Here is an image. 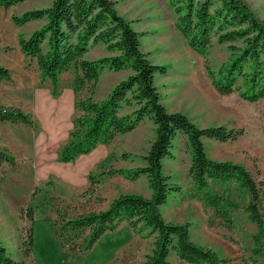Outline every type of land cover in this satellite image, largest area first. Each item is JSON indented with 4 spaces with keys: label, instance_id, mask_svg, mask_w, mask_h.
Segmentation results:
<instances>
[{
    "label": "trees",
    "instance_id": "trees-1",
    "mask_svg": "<svg viewBox=\"0 0 264 264\" xmlns=\"http://www.w3.org/2000/svg\"><path fill=\"white\" fill-rule=\"evenodd\" d=\"M25 1L0 0V13ZM170 4L178 31L196 53L207 57L214 38L218 44L227 45L229 59L217 70L209 61L205 64L217 92L223 96L238 93L250 103L263 99L264 22L250 7L243 0H170ZM12 22L20 27L41 22L31 34L20 35L19 46L25 56L36 60L42 80H50L54 87L72 67L78 69L75 91L86 85L93 91L106 69L130 71L105 99L96 101L89 96L77 102L80 114L61 149V161L71 162L100 143L133 131L145 118L156 126L151 147L141 156L144 166L112 168L100 174H119L132 181L146 175L152 195L121 194L106 209L73 217H66L58 208L54 225L62 247L72 253L86 252L106 233L127 222L137 235L155 238L154 248L142 264H228L217 251L191 239L189 223L169 222L162 214L161 208L169 197L183 192V186L172 182L164 171V160L174 157V140L183 136L192 157L191 196L213 210L209 225L234 229V212L242 207L249 221L257 226L252 234L251 257L262 259L264 264V179H258L243 163L211 158L204 142L236 141L246 130L225 125L201 127L186 114L169 111L156 85L157 75H165L167 67L154 63L141 49L142 34L119 14L112 0H53L48 7L14 14ZM98 45H104L108 55L86 58ZM3 80H12V72L0 64V81ZM127 108L132 110L127 112ZM7 122L34 126L30 114L23 109L0 105V125ZM4 162L15 164V158L0 151V166ZM91 181L99 182L93 176ZM21 213L22 218L34 223L31 204ZM33 225L26 230L21 245L25 257L33 253ZM0 264L25 262L15 260L0 242Z\"/></svg>",
    "mask_w": 264,
    "mask_h": 264
},
{
    "label": "rangeland",
    "instance_id": "rangeland-1",
    "mask_svg": "<svg viewBox=\"0 0 264 264\" xmlns=\"http://www.w3.org/2000/svg\"><path fill=\"white\" fill-rule=\"evenodd\" d=\"M112 1L119 14L142 34L141 49L154 63L167 67V73L156 78L167 109L186 114L201 127L244 128L246 133L236 141L205 140L207 153L213 159L243 163L258 179H264V98L250 103L238 93L223 96L213 88L207 75L206 61L217 70L229 59L227 45L218 44L214 38L207 57L196 53L176 27L177 17L170 0ZM243 1L264 22V0ZM52 2L26 0L0 13V64L11 70L12 79L29 76L35 83L34 116L30 114L33 128L38 130L42 125L39 119L42 108L46 120H49L47 123L51 124V130L43 129L36 137L45 138L42 142L46 148L44 163L41 162L42 152L26 154L22 147L18 149L22 150L20 152L16 148L13 151L15 125L7 124L0 130V150L15 158V164L4 162L0 166V242L15 260L25 264H142L152 252L155 238L137 235L127 222L116 231L106 233L90 250L82 253H72L62 247L57 237L54 221L58 208L66 217H73L106 209L121 194L152 195L146 175L132 181L119 174H100L112 168L144 166L141 156L150 149L156 126L146 118L132 132L100 143L91 152L71 162L60 160L61 149L68 142L74 121L80 114L77 102L89 96L96 101L105 99L117 83L129 76L130 71L105 70L93 91L88 85L75 91L76 67L61 75L57 87L48 79L42 80L37 62L25 56L19 46L20 35L31 34L41 22L20 27L14 25L12 16L48 7ZM105 55H108L105 46L98 45L85 57L96 59ZM63 125L66 137L60 136ZM52 131H58L55 142L50 136L47 138L48 132L51 134ZM59 140L60 143L56 144ZM124 154L128 156L123 157ZM173 154V158L164 160V171L172 182L183 186V192L173 193L162 206L164 218L169 222L189 223L191 239L217 251L228 260V264H262V259L251 257L252 234L257 226L249 221L242 207L234 212L235 228L227 230L210 226L208 220L213 210L205 208L197 197L191 196L194 192L189 177L192 157L185 137L178 136L174 140ZM46 167L49 169L44 171L43 178H38L37 172L41 174L40 168ZM91 176L99 182L92 184ZM239 201L244 204V200ZM30 204L34 208V223L22 218V208L26 209ZM32 225L34 249L29 257H25L21 245L26 230ZM172 260L176 261L173 255Z\"/></svg>",
    "mask_w": 264,
    "mask_h": 264
},
{
    "label": "crops",
    "instance_id": "crops-1",
    "mask_svg": "<svg viewBox=\"0 0 264 264\" xmlns=\"http://www.w3.org/2000/svg\"><path fill=\"white\" fill-rule=\"evenodd\" d=\"M39 92H38V95L40 94ZM36 97H37L36 85L33 81L30 80L29 76H22L20 78H17L16 80L13 78L12 80H3L0 82V105L18 106V107H21L23 110H25L26 113L33 115V113H34L33 106H34ZM42 109H44V108H42ZM42 109H41V112L39 113V116H40L39 119L41 120L42 125H40L38 130H35V128H33L32 125H26L24 123L13 124L10 122H7V123L0 125V130L3 126H6L7 124L15 125V127L17 129L14 132L15 134H14V141L13 142L15 143V145L13 146V149H14L13 151H16L15 150V148H16L17 151L20 152L23 150V152L26 154H30V153L37 154L38 151L40 153L42 152L43 156L41 157V160H42L41 162L44 163L43 157L46 158V156L44 154V152L46 151V148H45V144H42V142L45 141V138H44V136L40 139H37L36 137L38 136L39 133H41L43 131V129L51 130V124L47 123V122H49V120L48 119L46 120L45 113L42 111ZM131 110H132V108L126 109L127 112H130ZM56 123H57V121H56ZM63 124H64V122H63ZM64 129H65V126L63 125V131L60 135L61 137H66V130H64ZM0 135H1V131H0ZM47 135H48L47 138L50 136V138L55 142L58 138V131L55 133H53V131H52L51 134H49V132H48ZM205 140H211V139H204V142H205ZM59 143H60V140L56 144H59ZM19 147H22L23 149L18 150V149H20ZM0 151H2V150H0ZM32 151H35V152H32ZM46 169H49V167H46L43 169L40 168L41 174H39L37 172L38 178L39 177L43 178L42 174L44 173V171Z\"/></svg>",
    "mask_w": 264,
    "mask_h": 264
}]
</instances>
